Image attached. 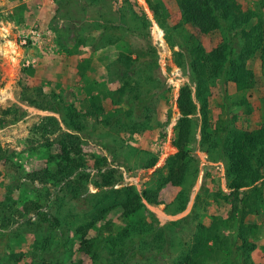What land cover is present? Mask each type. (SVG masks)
<instances>
[{
    "label": "rangeland",
    "instance_id": "1",
    "mask_svg": "<svg viewBox=\"0 0 264 264\" xmlns=\"http://www.w3.org/2000/svg\"><path fill=\"white\" fill-rule=\"evenodd\" d=\"M84 1L0 0V116L4 109H18V120L0 127V148L13 162L10 166L0 161V201L10 196L14 208L20 213H24L26 204L35 201L49 213L57 215L58 202L50 195L54 191L51 184H31L27 179L28 174L46 166L47 156L43 147H38L31 138V128L37 117H54L62 132L74 133L63 122V108L82 102L89 91L107 92L120 86L126 73L118 60L120 54L134 60L125 80L139 82L141 93L148 95L151 102L148 100L147 106L153 107L152 122L142 132L130 135L124 131L122 124L127 121L126 112L133 110L138 119L144 100L131 108L124 102L122 110L112 114L110 127L90 121L88 137L83 138L81 150L84 154L107 158L109 167L116 169L120 177V184L115 188L132 185L138 191L158 187L166 159L176 152L172 145L173 129L179 118L176 99L181 85L189 83L186 47L192 46L190 36H197L193 28L182 22L177 0H136L150 24L148 29L141 28L140 33L134 31L141 25H137L129 15L118 12L121 0H100L87 6ZM260 1L239 0L255 13L252 24L257 19L264 22ZM225 34L223 31L212 32L202 38L201 43L210 51L226 39ZM233 41L239 50L241 40L237 37ZM179 51L183 53L180 62L184 67L176 62L175 54ZM23 68L35 69L40 77H23ZM248 68L258 78L256 88L239 92L233 84L223 85L222 82L211 88L208 104L212 122L233 114L238 118V125L256 129L264 120V65L258 55L250 58ZM37 80L47 88L48 95H55L54 110H40L28 104L23 87ZM241 102L246 104L238 106ZM248 109L249 116H245ZM196 116L200 118V113ZM195 125L191 155L197 162L190 166L183 185L178 188L170 184L164 186L158 205L144 201L146 209L158 220V225H168L167 232L172 239L162 252L150 251L137 257L139 262L175 263L190 244L198 222L209 223L213 216H220L223 220L227 218L230 206L224 201L216 204L207 199L208 204L203 210L195 209L197 197H203L214 181L219 183L222 192H229L222 155L203 151L200 147V119H196ZM148 155L158 156L156 165L148 170L140 168V159ZM206 173L210 176L205 179ZM95 192L96 189L89 185L88 193ZM183 201L185 206L179 210ZM86 207L87 199L84 197L77 202L74 213L79 215L86 211ZM24 217L31 219L30 225L18 214H13L8 216V226L0 228V257L8 259L10 254L16 253L25 256L23 263L30 256L54 264H68L78 258L68 229L62 227L53 231L31 212ZM249 219L259 224L252 260L255 264H264V210L260 220ZM180 220L183 221L177 226L169 225ZM221 233L224 243H232L236 229L228 224ZM44 239L47 240L45 248L37 249L36 243L44 242ZM70 247L74 252L72 257L69 256L72 252ZM220 249L218 256L207 264H228L225 261L230 257V250ZM99 263L109 264L103 259Z\"/></svg>",
    "mask_w": 264,
    "mask_h": 264
},
{
    "label": "trees",
    "instance_id": "2",
    "mask_svg": "<svg viewBox=\"0 0 264 264\" xmlns=\"http://www.w3.org/2000/svg\"><path fill=\"white\" fill-rule=\"evenodd\" d=\"M97 1L100 0H85L84 3L87 6L96 4ZM177 5L182 22L193 28L197 36H190L192 46L186 47L189 83L181 85L176 99L179 118L173 129L172 140L176 152L166 159L162 168L164 175H161L158 187L141 191L132 185L115 188L120 184V177L116 169L109 167L107 158L84 154L80 148L83 138L88 137L90 121L110 127L112 114L122 110L124 102L131 108L144 100L138 119L133 110L126 112L127 121L122 124L124 131L131 133L130 135L142 132L152 122L153 107L147 106L151 102L148 95L141 93L139 82L125 80L127 70L134 60L128 55L120 54L118 60L126 72L120 86L107 92L89 91L82 102L65 105L63 108V122L74 133L62 132L58 121L50 116H38L31 128L32 142L43 147L47 158L46 166L28 174L27 179L31 184H51L54 191L50 195L58 202L57 215L49 213L35 201L26 204L23 207L24 213H20L14 208V201L9 196L0 201L1 229L8 226V216L13 214H18L30 225L31 219L24 216L31 212L53 231L62 227L69 230L72 235L71 245L76 246L78 258L68 264H100L102 259L109 264H153L150 261L139 262L136 258L150 251L162 252L165 244L172 238L167 232L168 225L160 227L158 220L146 209L144 201L150 205H158L159 194L164 186L170 184L178 188L183 185L190 166L197 162L191 155V149L195 142V121L200 119V147L206 153L213 151L222 155L229 192H222L219 183L214 181L203 197H197L195 209L203 210L208 204L207 199L216 204L224 201L230 209L225 220L220 216H213L209 223L198 222L190 244L172 264H207L218 256L220 247L230 250V257L225 263L255 264L252 254L256 250L254 237L259 224L249 218L260 220L264 210V120L256 129L238 125V118L233 114L212 122L209 117L208 96L211 88L219 82L223 85L233 84L239 92L256 88L258 78L248 68V61L258 55L264 65V22L257 19L252 24L255 13L245 8L239 0H177ZM260 5L264 10V0L260 1ZM118 12L129 15L137 25H141L137 26L135 33L150 26L136 0H121ZM153 12L157 14L155 10ZM215 31L227 33L226 39L207 51L201 39ZM237 37L242 43L239 50L235 48L233 41ZM175 56L178 58L177 64L184 67L180 62L183 53L179 51ZM21 74L27 78L40 77L39 72L32 68H23ZM47 91L39 80L23 87V94L29 105L52 111L56 107L55 95H48ZM241 104L246 103L237 105ZM198 112L200 118L196 116ZM249 113L248 109L244 115L249 116ZM17 114L18 109H4L0 116V127L17 121ZM157 160V155L144 156L140 159L139 166L146 170L152 169ZM0 161L13 166L11 157L6 156L1 148ZM92 172L94 173L91 174ZM208 176L210 173H206L204 178ZM89 185L96 189L95 193H88ZM84 197L87 199L86 211L78 215L74 210L77 202ZM184 202L180 204L179 210L184 208ZM196 216L199 219L200 215ZM77 219H80L78 224ZM182 221L169 225L177 226ZM228 224L236 229L232 243H224L222 240L221 231ZM46 241L44 239V242H37L36 248L44 249ZM70 250L72 251L71 247ZM73 254L72 251L69 256L72 257ZM24 258L23 254L12 253L8 259L0 257V264H54L30 256L23 263Z\"/></svg>",
    "mask_w": 264,
    "mask_h": 264
}]
</instances>
